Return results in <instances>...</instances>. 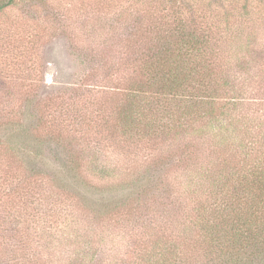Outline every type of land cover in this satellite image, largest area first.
Segmentation results:
<instances>
[{"label":"rangeland","instance_id":"1","mask_svg":"<svg viewBox=\"0 0 264 264\" xmlns=\"http://www.w3.org/2000/svg\"><path fill=\"white\" fill-rule=\"evenodd\" d=\"M182 29L207 36L215 54L209 60L226 68L237 103L231 113L264 125V0H16L0 10V135L4 124L24 123L26 140L43 139L44 156L43 176L33 183L39 194L29 197L26 209L11 203L20 190L15 168L12 179L0 164V264H66L70 246L62 232L81 217L96 264L126 256L137 217L113 227L104 221L107 213H97L98 222L76 205L59 213L66 198L57 197L51 180L71 186L60 172L66 154L57 153L60 141L53 137L118 180L176 151L179 139L126 141L115 111L127 78ZM166 214L178 218L175 210Z\"/></svg>","mask_w":264,"mask_h":264},{"label":"trees","instance_id":"2","mask_svg":"<svg viewBox=\"0 0 264 264\" xmlns=\"http://www.w3.org/2000/svg\"><path fill=\"white\" fill-rule=\"evenodd\" d=\"M15 1L0 0V10ZM166 37L127 78L115 116L126 141L179 139L177 152L118 180L112 170L75 154L60 135L53 137L60 141L57 153L66 154L60 172L71 186L51 180L57 197L66 198L58 211L76 205L96 222L97 213H107L104 221L113 227L137 217L127 233L126 256L112 264H264V125L231 113L237 104L229 96L232 84L226 68L209 60L215 54L207 36L182 29ZM10 124L16 126L4 124L0 135V164L7 176L15 168L20 190L11 203L26 209L29 197L39 194L33 183L43 176V139L30 142L24 123ZM168 210H175V221ZM83 221L72 220L62 232L70 246L66 264H96Z\"/></svg>","mask_w":264,"mask_h":264}]
</instances>
